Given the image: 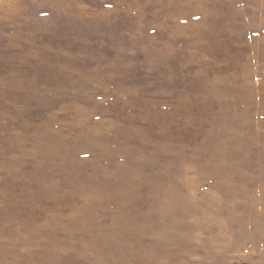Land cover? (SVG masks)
<instances>
[{"label":"rangeland","instance_id":"1","mask_svg":"<svg viewBox=\"0 0 264 264\" xmlns=\"http://www.w3.org/2000/svg\"><path fill=\"white\" fill-rule=\"evenodd\" d=\"M0 264H264V0H0Z\"/></svg>","mask_w":264,"mask_h":264}]
</instances>
